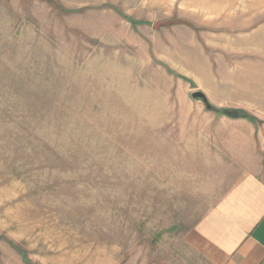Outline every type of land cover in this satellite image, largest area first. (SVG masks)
Segmentation results:
<instances>
[{
  "label": "rangeland",
  "instance_id": "obj_1",
  "mask_svg": "<svg viewBox=\"0 0 264 264\" xmlns=\"http://www.w3.org/2000/svg\"><path fill=\"white\" fill-rule=\"evenodd\" d=\"M209 3L0 0V264H216L195 227L264 182V0Z\"/></svg>",
  "mask_w": 264,
  "mask_h": 264
},
{
  "label": "crops",
  "instance_id": "obj_2",
  "mask_svg": "<svg viewBox=\"0 0 264 264\" xmlns=\"http://www.w3.org/2000/svg\"><path fill=\"white\" fill-rule=\"evenodd\" d=\"M194 232L204 257L216 264H264V182L242 178Z\"/></svg>",
  "mask_w": 264,
  "mask_h": 264
},
{
  "label": "water",
  "instance_id": "obj_3",
  "mask_svg": "<svg viewBox=\"0 0 264 264\" xmlns=\"http://www.w3.org/2000/svg\"><path fill=\"white\" fill-rule=\"evenodd\" d=\"M192 96L197 101H203L206 104L207 108L211 107L209 105V102H208L207 98L205 97V95L202 92H195V93H193Z\"/></svg>",
  "mask_w": 264,
  "mask_h": 264
},
{
  "label": "trees",
  "instance_id": "obj_4",
  "mask_svg": "<svg viewBox=\"0 0 264 264\" xmlns=\"http://www.w3.org/2000/svg\"><path fill=\"white\" fill-rule=\"evenodd\" d=\"M224 113L228 116H231V117H245L244 114L241 112V111H233V112H230L228 110L224 111Z\"/></svg>",
  "mask_w": 264,
  "mask_h": 264
}]
</instances>
